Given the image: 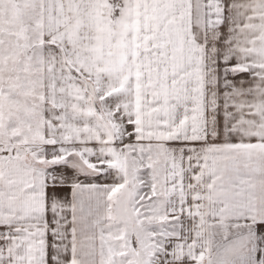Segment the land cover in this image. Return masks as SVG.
I'll use <instances>...</instances> for the list:
<instances>
[{
    "label": "snow or ice",
    "instance_id": "6c2138e0",
    "mask_svg": "<svg viewBox=\"0 0 264 264\" xmlns=\"http://www.w3.org/2000/svg\"><path fill=\"white\" fill-rule=\"evenodd\" d=\"M0 264H264V0H0Z\"/></svg>",
    "mask_w": 264,
    "mask_h": 264
}]
</instances>
